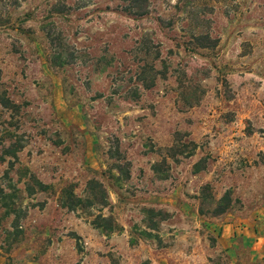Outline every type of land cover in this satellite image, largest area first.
<instances>
[{
    "label": "rangeland",
    "instance_id": "rangeland-1",
    "mask_svg": "<svg viewBox=\"0 0 264 264\" xmlns=\"http://www.w3.org/2000/svg\"><path fill=\"white\" fill-rule=\"evenodd\" d=\"M125 4L0 0V264H264V0Z\"/></svg>",
    "mask_w": 264,
    "mask_h": 264
},
{
    "label": "trees",
    "instance_id": "trees-1",
    "mask_svg": "<svg viewBox=\"0 0 264 264\" xmlns=\"http://www.w3.org/2000/svg\"><path fill=\"white\" fill-rule=\"evenodd\" d=\"M124 3H126L125 4L126 6H125L124 10L128 14L135 15V16H138V17L146 15L147 0H124ZM102 194H103V192H102ZM87 203H88V205L98 204V205L103 206L105 204V199H104L103 196H102V200L100 198L98 200L96 199V201L91 200L89 198V199H87ZM108 220L109 219H106V221H108ZM94 226L96 228H98L97 224H95Z\"/></svg>",
    "mask_w": 264,
    "mask_h": 264
}]
</instances>
